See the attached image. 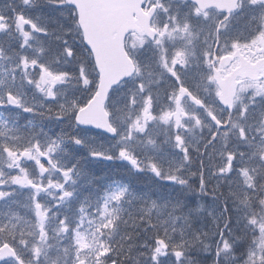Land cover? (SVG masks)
Segmentation results:
<instances>
[{
  "label": "snow or ice",
  "instance_id": "snow-or-ice-1",
  "mask_svg": "<svg viewBox=\"0 0 264 264\" xmlns=\"http://www.w3.org/2000/svg\"><path fill=\"white\" fill-rule=\"evenodd\" d=\"M0 264H264V0H0Z\"/></svg>",
  "mask_w": 264,
  "mask_h": 264
}]
</instances>
